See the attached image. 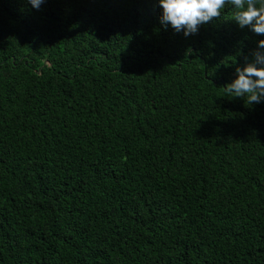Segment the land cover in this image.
Masks as SVG:
<instances>
[{
    "label": "trees",
    "instance_id": "obj_1",
    "mask_svg": "<svg viewBox=\"0 0 264 264\" xmlns=\"http://www.w3.org/2000/svg\"><path fill=\"white\" fill-rule=\"evenodd\" d=\"M157 0H0V264H264V36L185 37Z\"/></svg>",
    "mask_w": 264,
    "mask_h": 264
},
{
    "label": "clouds",
    "instance_id": "obj_2",
    "mask_svg": "<svg viewBox=\"0 0 264 264\" xmlns=\"http://www.w3.org/2000/svg\"><path fill=\"white\" fill-rule=\"evenodd\" d=\"M39 9L45 0H28ZM160 23L182 32L185 37L198 33L200 26L220 18L225 9H233L234 21L240 28L264 36V0H157ZM253 59L235 69V77L225 91L248 103H264V39L257 42Z\"/></svg>",
    "mask_w": 264,
    "mask_h": 264
}]
</instances>
